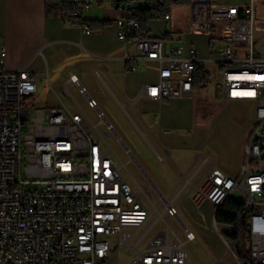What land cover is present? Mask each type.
<instances>
[{
	"label": "built area",
	"instance_id": "2783aa9c",
	"mask_svg": "<svg viewBox=\"0 0 264 264\" xmlns=\"http://www.w3.org/2000/svg\"><path fill=\"white\" fill-rule=\"evenodd\" d=\"M96 1L71 2L70 22L87 35L93 31L86 13ZM253 3L242 12L249 24L248 51L238 57L231 42L212 43L210 51L216 57L211 60L200 58L195 49L186 55L166 36L143 37L132 12L149 7L150 0H116L113 5L119 14L116 25L126 71L139 70L141 61L156 64L159 79L145 86L148 98H192L197 67L210 62L218 67L224 99L255 107L252 131L241 144L244 164L239 176L230 177L205 157L208 178L194 196L199 208L204 201L211 203L216 224L219 207L235 191L243 193L250 242L246 259L236 253V264H264V56L254 47ZM164 19L169 21L170 14ZM130 45L137 56L126 51ZM5 59L6 51L0 50V264H108L113 236L118 248L127 247L133 255L130 264H188L185 245L194 242L195 235L185 227L180 232L169 227L138 250L142 239L136 240L137 233L151 211L112 158L114 151L107 143L114 135L112 125L106 124L108 132H101L66 108H38L35 74L26 66L9 70ZM70 82L87 95L77 75ZM88 104L98 108L94 99ZM98 117L105 122L102 112ZM39 138H48V145H39ZM178 208L168 207L167 219H177Z\"/></svg>",
	"mask_w": 264,
	"mask_h": 264
},
{
	"label": "crops",
	"instance_id": "0c3cea01",
	"mask_svg": "<svg viewBox=\"0 0 264 264\" xmlns=\"http://www.w3.org/2000/svg\"><path fill=\"white\" fill-rule=\"evenodd\" d=\"M115 1L94 3L86 19L109 24L87 35L67 19V13L47 15L46 0H0V50L6 51L5 66L9 70L26 66L35 74L38 108H66L72 114L83 115L85 124L94 129L100 128V123L110 124L112 136L125 145L134 144L141 152L140 161L133 157L144 184L136 181L138 188L133 190L141 195L151 217L137 233L136 240L142 239L138 250H144L169 227L176 232L185 227L195 235V241L185 245L188 264H236L235 246L223 236L234 231L224 226V231H220L221 225L214 224L211 203L204 201L199 208L194 196L208 178L205 157L230 177L239 176L244 164L241 144L247 143L252 131L255 107L250 128L244 122L222 128L226 133L219 138L215 153L207 138L213 120L205 109L215 106L209 86L194 88L192 98L163 102L148 98L145 86L159 79L156 64L141 61L139 70L126 71L122 60L125 48L116 25L119 14L113 8ZM225 1L196 0L193 5H175L169 21L147 23V37L166 36L169 43L182 46L186 55L191 49L201 51L203 42L207 57L196 51L205 60L216 57L210 51L212 43L231 42L235 54L243 57L248 51L249 24L242 12L250 3ZM126 51L137 56L132 45ZM204 69L210 82L213 78L220 88L218 67L207 62ZM72 75L78 76L87 95L70 82ZM221 97L226 102L250 104L228 101L222 94ZM89 99L97 101V109L89 107ZM99 112L105 122L98 117L100 123H94L92 115ZM171 205L179 207L177 219L166 217ZM221 244L230 251H225Z\"/></svg>",
	"mask_w": 264,
	"mask_h": 264
},
{
	"label": "rangeland",
	"instance_id": "374dc122",
	"mask_svg": "<svg viewBox=\"0 0 264 264\" xmlns=\"http://www.w3.org/2000/svg\"><path fill=\"white\" fill-rule=\"evenodd\" d=\"M109 1V0H107ZM226 3H242L248 4L251 3V0H226ZM254 25H253V34H254V47L255 50L262 53L264 56V0H254ZM195 50L200 52V56L203 58L207 57V49L205 43H201V51L199 48H195ZM236 50V49H235ZM150 77L151 74H149ZM215 78V76H214ZM215 81L213 78L209 85V93L215 100L214 107H207L205 109V113L213 120L212 125L213 129L208 134L207 138L209 139V147L217 153L218 141L221 135H224L225 127H234L235 124H240L244 122L248 128L254 122V105L253 104H236L231 102H226L221 97L220 88L215 85ZM92 119L94 123H100V119L98 118V114L94 113L92 115ZM236 126V125H235ZM225 128V129H222ZM99 130L101 132H108L107 125L104 123H100ZM97 136L104 143V138L101 136L100 132L95 130ZM204 135V133H202ZM205 138V137H204ZM108 145L112 147L114 154L112 153V158L117 162L118 166L122 168V174L127 180V182L131 185L134 190H137L138 185L136 181L143 185L144 179L139 171L136 162L131 159L129 152L126 150L125 146L114 136L108 137ZM127 148L133 154V156L140 161L141 152L136 148L134 144L126 143ZM127 165V166H124ZM264 164H261L263 166ZM135 178V180H134ZM235 200L242 202L244 199L243 193L240 191H235L233 197ZM221 225V224H219ZM229 227L230 230L235 231L234 227L221 225L219 226L220 231H224V227ZM111 242V259L108 264H130L132 260V255L129 253L127 247L118 248V241L116 237L110 238ZM223 245V244H221ZM224 246V245H223ZM225 247V251H230ZM248 247V245H247Z\"/></svg>",
	"mask_w": 264,
	"mask_h": 264
},
{
	"label": "trees",
	"instance_id": "16d2710c",
	"mask_svg": "<svg viewBox=\"0 0 264 264\" xmlns=\"http://www.w3.org/2000/svg\"><path fill=\"white\" fill-rule=\"evenodd\" d=\"M152 4L147 8H140L132 12L134 18L139 19L142 25L143 37L148 36L147 23L150 20L164 19L170 14L171 8L175 5H193L196 0H150ZM72 0H46L45 11L47 15H56L67 13V19L70 21L72 9ZM90 28L100 29L107 24L106 21H89ZM210 84V75L203 66L197 67L195 89H206ZM247 211L244 203L229 198L219 207L216 214V223L234 227L232 234H224L225 240L232 246H235L237 255L241 259H246L248 254L249 236L245 225Z\"/></svg>",
	"mask_w": 264,
	"mask_h": 264
},
{
	"label": "bare ground",
	"instance_id": "6f19581e",
	"mask_svg": "<svg viewBox=\"0 0 264 264\" xmlns=\"http://www.w3.org/2000/svg\"><path fill=\"white\" fill-rule=\"evenodd\" d=\"M39 145H48V138H39Z\"/></svg>",
	"mask_w": 264,
	"mask_h": 264
},
{
	"label": "water",
	"instance_id": "95a60500",
	"mask_svg": "<svg viewBox=\"0 0 264 264\" xmlns=\"http://www.w3.org/2000/svg\"><path fill=\"white\" fill-rule=\"evenodd\" d=\"M122 144H123V143H122ZM123 145L125 146L126 150L129 151V149L127 148V146H126L125 144H123Z\"/></svg>",
	"mask_w": 264,
	"mask_h": 264
}]
</instances>
